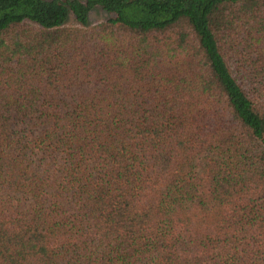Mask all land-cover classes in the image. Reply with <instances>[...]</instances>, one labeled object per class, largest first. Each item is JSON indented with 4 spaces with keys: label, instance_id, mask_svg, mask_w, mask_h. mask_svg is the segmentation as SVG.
I'll list each match as a JSON object with an SVG mask.
<instances>
[{
    "label": "trees",
    "instance_id": "1",
    "mask_svg": "<svg viewBox=\"0 0 264 264\" xmlns=\"http://www.w3.org/2000/svg\"><path fill=\"white\" fill-rule=\"evenodd\" d=\"M0 264H264V0H0Z\"/></svg>",
    "mask_w": 264,
    "mask_h": 264
},
{
    "label": "rangeland",
    "instance_id": "2",
    "mask_svg": "<svg viewBox=\"0 0 264 264\" xmlns=\"http://www.w3.org/2000/svg\"><path fill=\"white\" fill-rule=\"evenodd\" d=\"M81 1L84 2L85 0H81ZM109 16H110L109 14L102 11L101 9H99L97 7L93 8L89 14L90 23L94 24V23L100 22V21L108 18ZM69 23L70 24L74 23V18L72 15H70V17H69Z\"/></svg>",
    "mask_w": 264,
    "mask_h": 264
}]
</instances>
